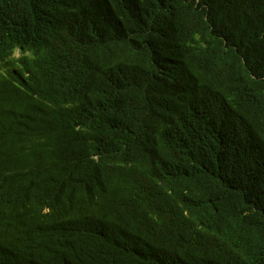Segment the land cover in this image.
Wrapping results in <instances>:
<instances>
[{
  "label": "trees",
  "instance_id": "16d2710c",
  "mask_svg": "<svg viewBox=\"0 0 264 264\" xmlns=\"http://www.w3.org/2000/svg\"><path fill=\"white\" fill-rule=\"evenodd\" d=\"M0 264H264V0H0Z\"/></svg>",
  "mask_w": 264,
  "mask_h": 264
},
{
  "label": "rangeland",
  "instance_id": "374dc122",
  "mask_svg": "<svg viewBox=\"0 0 264 264\" xmlns=\"http://www.w3.org/2000/svg\"><path fill=\"white\" fill-rule=\"evenodd\" d=\"M15 54H17V52H15Z\"/></svg>",
  "mask_w": 264,
  "mask_h": 264
}]
</instances>
